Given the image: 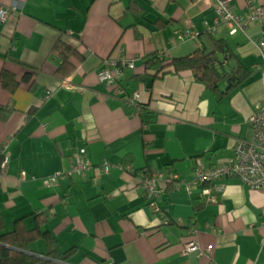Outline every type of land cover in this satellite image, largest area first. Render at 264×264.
<instances>
[{
  "label": "crops",
  "instance_id": "1",
  "mask_svg": "<svg viewBox=\"0 0 264 264\" xmlns=\"http://www.w3.org/2000/svg\"><path fill=\"white\" fill-rule=\"evenodd\" d=\"M13 3L18 9L0 22V74L18 82L13 92L0 84L4 229L17 222L35 229L27 252L49 264H264V187L236 177L192 182L198 165L227 162L238 139L253 137L264 11L245 33L231 34L215 24L213 0H0ZM231 5L241 17L251 11L246 0ZM183 30L196 36L172 43ZM209 36L228 43L230 56H218L239 77L216 90L168 61L211 49ZM58 42L73 50L66 60ZM104 67L110 83L98 77ZM76 153L111 170L66 174L46 186L44 178L69 168ZM144 172L158 175L161 214L141 189ZM190 241L197 248L185 252Z\"/></svg>",
  "mask_w": 264,
  "mask_h": 264
},
{
  "label": "built area",
  "instance_id": "2",
  "mask_svg": "<svg viewBox=\"0 0 264 264\" xmlns=\"http://www.w3.org/2000/svg\"><path fill=\"white\" fill-rule=\"evenodd\" d=\"M213 1L215 2L216 13L215 24L220 22L227 24L231 34H235L236 32L245 33L248 24L259 20L264 11L260 3L253 5L256 0H246L247 5L251 8V11L245 17H241L234 11L231 5V0ZM17 9V3H13L8 8L0 5V22L6 18L8 13L14 12ZM214 29L215 27H211L209 28V31L212 32ZM195 36L196 34L191 30L178 31L171 42L173 43L175 40H184ZM249 40L254 42L250 38ZM255 45L262 56V62L258 65V68L260 70V77L263 86V100L248 117V122L253 128V137L250 140L238 139L233 149L235 156L227 162L210 168H203L201 165H198L194 171L195 178L192 181L193 183L205 184L212 183L225 177H236L252 188L264 187V39L257 41ZM120 60L123 65L133 67V62H126V59H123L122 57ZM104 63L108 65L112 63V61L111 59H106ZM98 77L101 81H105L107 83H110L113 80V77L107 67H104L99 71ZM137 99L138 93L134 92L132 94L131 101L134 102ZM6 148V144H4V146L0 149V170L2 172L5 171L8 162V151ZM83 153L74 154L73 163L66 170L46 176L44 178V184L46 186H51L63 175H72L85 170L93 169L98 173H108L111 170V165L107 161L95 165ZM25 176V171H21L20 178L24 180ZM140 181L141 189L146 196L149 208L153 212L161 214L162 210L158 204V197L164 190L160 185H158V175L144 172L140 176ZM186 187L189 189L190 183H186ZM203 192L208 194L210 189L208 187L203 188ZM209 200H213V197H210ZM196 248V243L194 241H190L185 244L184 251L190 252ZM208 249L210 252V248Z\"/></svg>",
  "mask_w": 264,
  "mask_h": 264
},
{
  "label": "trees",
  "instance_id": "3",
  "mask_svg": "<svg viewBox=\"0 0 264 264\" xmlns=\"http://www.w3.org/2000/svg\"><path fill=\"white\" fill-rule=\"evenodd\" d=\"M136 8L133 5L131 9L136 10ZM209 39L211 49L197 48L188 55L173 57L168 61L175 71L189 69L197 81L209 89L216 90L218 83L224 79L234 77L239 80V77L233 70L228 71L222 62V58L218 56V53L230 56L228 43L213 36H209ZM56 48L60 50L64 60L67 58L66 55L73 53L72 49L61 42L55 45ZM155 59V56L148 58L147 63L154 62ZM229 83L230 87L235 84L233 81ZM0 84L4 89L13 92L18 82L14 74L4 70L0 74ZM4 228L0 214V264H49L46 259L27 252L28 243L38 235L35 229H26L21 222H17L11 231H6ZM53 252L52 249L48 255L53 254Z\"/></svg>",
  "mask_w": 264,
  "mask_h": 264
}]
</instances>
